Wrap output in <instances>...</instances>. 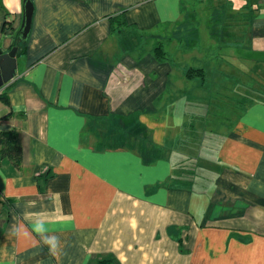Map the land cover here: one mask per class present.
I'll return each mask as SVG.
<instances>
[{"label": "crops", "instance_id": "obj_1", "mask_svg": "<svg viewBox=\"0 0 264 264\" xmlns=\"http://www.w3.org/2000/svg\"><path fill=\"white\" fill-rule=\"evenodd\" d=\"M31 2L21 44L0 0V264H264V0Z\"/></svg>", "mask_w": 264, "mask_h": 264}, {"label": "trees", "instance_id": "obj_2", "mask_svg": "<svg viewBox=\"0 0 264 264\" xmlns=\"http://www.w3.org/2000/svg\"><path fill=\"white\" fill-rule=\"evenodd\" d=\"M115 25H120L122 23V21L119 20H112L111 22V26L112 24ZM5 24H10L8 21L7 23L5 22ZM18 41H20L19 39H17V43ZM21 44H24L23 42L20 41ZM19 43V45H20ZM16 46V45H15ZM18 48V46H17ZM155 52V56L158 59H164L165 58V53L162 51L160 46H157L154 49ZM186 76L189 78H193V77H203L204 76V72L202 69H189L186 73ZM21 156H22V150H21V146L19 143V140L17 138L16 132L15 130H10V131H6V132H1L0 133V160L1 159H8L16 168L20 167L21 164ZM110 261L105 260V261H99L98 264H109Z\"/></svg>", "mask_w": 264, "mask_h": 264}, {"label": "water", "instance_id": "obj_3", "mask_svg": "<svg viewBox=\"0 0 264 264\" xmlns=\"http://www.w3.org/2000/svg\"><path fill=\"white\" fill-rule=\"evenodd\" d=\"M33 12L34 7L31 0H24L23 21L18 34V39L23 43L26 42L31 29ZM16 54L17 47L11 48L7 53H3L2 50H0V88L9 83L14 77L17 67Z\"/></svg>", "mask_w": 264, "mask_h": 264}, {"label": "clouds", "instance_id": "obj_4", "mask_svg": "<svg viewBox=\"0 0 264 264\" xmlns=\"http://www.w3.org/2000/svg\"><path fill=\"white\" fill-rule=\"evenodd\" d=\"M37 231H42V227L40 229H36ZM45 243L49 246L50 251L55 254L56 242L53 240H46Z\"/></svg>", "mask_w": 264, "mask_h": 264}, {"label": "rangeland", "instance_id": "obj_5", "mask_svg": "<svg viewBox=\"0 0 264 264\" xmlns=\"http://www.w3.org/2000/svg\"><path fill=\"white\" fill-rule=\"evenodd\" d=\"M210 86V85H209ZM201 109V108H200ZM197 110H199V108H197ZM183 135V134H182ZM201 135H203V133L202 134H198L197 133V135L195 136L197 139H198V137H201ZM200 140L202 139V141H204V139L201 137V138H199ZM199 139H198V141H199Z\"/></svg>", "mask_w": 264, "mask_h": 264}, {"label": "built area", "instance_id": "obj_6", "mask_svg": "<svg viewBox=\"0 0 264 264\" xmlns=\"http://www.w3.org/2000/svg\"><path fill=\"white\" fill-rule=\"evenodd\" d=\"M1 93V92H0Z\"/></svg>", "mask_w": 264, "mask_h": 264}]
</instances>
